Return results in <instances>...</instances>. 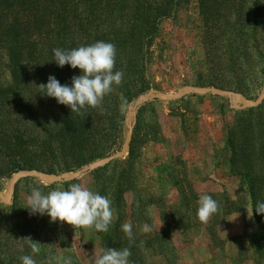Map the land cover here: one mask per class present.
<instances>
[{
    "label": "rangeland",
    "instance_id": "rangeland-1",
    "mask_svg": "<svg viewBox=\"0 0 264 264\" xmlns=\"http://www.w3.org/2000/svg\"><path fill=\"white\" fill-rule=\"evenodd\" d=\"M20 4L15 9L29 5ZM39 4L46 13L38 28L23 11L14 10L7 18L26 31L17 83L6 28L0 25V190L8 192L12 176L22 170L79 171L120 151L130 124L134 132L124 157L75 180L49 184L21 179L13 204L0 200V264H21L24 255L36 264H63L67 258L73 264H93L92 256L104 247L129 248L130 264H264V214L254 210L264 202V102L251 110L228 96L195 93L143 103L130 113L142 96L187 86H215L249 99L262 95L264 0H70L64 13L55 10L61 3ZM134 6L162 7L169 15L158 19L155 34L146 36L141 47L132 46L133 53L118 15ZM97 41L116 46L113 71H122L123 81L101 106L77 115L41 93L40 85L49 76L70 85L80 74L68 65L58 67L53 49ZM11 86L16 93H3ZM15 135L22 150L4 152L8 137ZM72 183L112 201L107 232L50 223L47 215L26 209L32 190L47 194ZM203 194L219 204L207 223L197 218ZM125 223L132 224L131 240L122 231ZM144 224L152 230L143 232ZM33 243L38 253L32 252Z\"/></svg>",
    "mask_w": 264,
    "mask_h": 264
},
{
    "label": "clouds",
    "instance_id": "clouds-1",
    "mask_svg": "<svg viewBox=\"0 0 264 264\" xmlns=\"http://www.w3.org/2000/svg\"><path fill=\"white\" fill-rule=\"evenodd\" d=\"M116 46L110 42L97 41L94 44L82 45L73 49H53L54 62L58 67L65 65L79 69L80 74L71 78V84L62 85L55 76H49L46 85H40L47 97L55 98L60 105L67 106L77 115L86 107L97 108L102 105L106 95L113 91V86H120L123 81L122 71H113L116 61ZM27 207L31 215H47L50 223L65 222L74 228H91L97 232H107L112 223V201L90 188L79 183L69 184L65 188H55L47 194L39 189L31 191L27 198ZM197 218L207 223L210 217L219 211L218 202L208 194L199 197ZM256 214H264V202H257ZM141 230L145 233L152 229L144 224ZM122 231L129 240L133 238L131 223L122 225ZM31 242L30 237L23 238ZM63 239V237H61ZM33 253H38L36 243L31 244ZM131 251L103 248L100 254H94L93 264H130ZM21 264H36L31 255L20 257ZM63 264H73L71 258Z\"/></svg>",
    "mask_w": 264,
    "mask_h": 264
},
{
    "label": "trees",
    "instance_id": "trees-1",
    "mask_svg": "<svg viewBox=\"0 0 264 264\" xmlns=\"http://www.w3.org/2000/svg\"><path fill=\"white\" fill-rule=\"evenodd\" d=\"M23 1L22 4H20L19 2ZM72 2L74 0H71ZM90 0H85V4H87ZM256 2V11H255V17L258 18L260 17V10H259V5H258V1ZM25 3V5H24ZM29 3V5H27ZM52 3L56 4H60V7L55 8L56 11L58 12H66V5L67 7L70 4V0H52ZM24 5L26 7H21L20 9H15L17 7V5ZM39 0H0V20L2 21L0 23V25L4 28H6V31H3L6 35L7 38L9 40V56H10V63L12 66V75L14 76L15 79V83H17L18 80V74L19 72L21 73V60H22V53H21V39L23 41L22 35L26 32L23 28L21 30V26L20 23H17L16 20L14 21H7V18H9L14 10L17 11V13H19L20 11H23L25 13H27V15L32 16L33 18H35V22H32L35 24V26L38 28L40 27V24L43 23L42 18L43 15L45 16V9L40 10V6H39ZM94 5V4H93ZM95 6V5H94ZM97 7V6H96ZM135 7V10H130L129 13H122V11L120 12V15H118V19L119 20H123V29L127 28V31L125 33V35L129 36V40L130 41H126V43L131 42L130 45V49L132 51V46L134 48L136 47H141L142 44H144L145 42V37L149 36V35H154L155 31L157 30L156 26L158 24V19L160 17L163 16H168L169 14V9H165L162 7H158V8H154V7H148L147 9H141L140 7ZM131 7V8H134ZM42 13L41 15H39L40 13ZM37 12V13H35ZM119 14V13H118ZM62 17V15H59ZM96 16V14H95ZM16 18V17H15ZM65 18V17H64ZM5 19V21H3ZM67 24L64 23L63 26H66ZM32 26V25H30ZM27 29V28H26ZM21 30V31H20ZM33 43H30V45H32ZM134 53V51H132ZM139 52V57H140V53H141V49L138 50ZM3 93H10V94H14L16 93L15 88H13V86H11V88L9 89H5L2 90ZM263 106V105H261ZM260 106V107H261ZM259 108V107H257ZM86 115H88L89 113H91V107H86ZM254 108H251V110H253ZM94 114V112H92ZM88 119H84V123L87 122ZM74 121V120H72ZM71 121L69 120V118L66 119V123H70ZM76 124V123H75ZM72 126V125H71ZM87 127V124L84 125V128ZM91 136V134H90ZM4 137H0V152L3 151L2 145H4V141H3ZM18 136H9L8 137V142L6 143L5 147H4V152L6 151H13L15 153H18V150H22V146H19V140H18ZM90 139V138H89ZM88 139V140H89ZM14 143V144H13ZM13 144V145H12ZM18 148V149H17ZM16 164V163H15ZM20 166H16L17 169ZM32 168V167H29ZM264 254V251H263Z\"/></svg>",
    "mask_w": 264,
    "mask_h": 264
},
{
    "label": "water",
    "instance_id": "water-1",
    "mask_svg": "<svg viewBox=\"0 0 264 264\" xmlns=\"http://www.w3.org/2000/svg\"><path fill=\"white\" fill-rule=\"evenodd\" d=\"M195 93L200 94V95L211 94L214 96H228L238 101L237 106L239 107L254 108V107H258L262 105L264 102V93L260 95L257 99H249L244 94L236 93V92L226 90V89H220L215 86H212V87L187 86L176 93H165L162 91H154L148 95L142 96L131 105L130 113L133 114L134 110L140 104H143V103H147V102L155 101V100L176 101V100L184 98L187 95L195 94ZM133 132H134V125L130 124L128 137L120 151H117L116 153L109 155L105 158L89 163L83 166L79 171L68 172L64 174H56V173H48V172L40 171L37 169H31V170H22V171L15 173L12 176L8 192H3L0 190V200L4 203H7L8 205H12L13 195H14L16 186L18 182L24 178H37L43 182L53 184V183H58L64 180H68V181L75 180L81 177L84 173L108 166L116 159L124 157L126 153L130 150Z\"/></svg>",
    "mask_w": 264,
    "mask_h": 264
}]
</instances>
